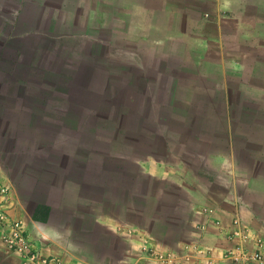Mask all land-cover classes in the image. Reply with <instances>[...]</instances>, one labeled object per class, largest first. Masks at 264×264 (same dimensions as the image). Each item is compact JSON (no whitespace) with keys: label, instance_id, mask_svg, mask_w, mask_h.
<instances>
[{"label":"crops","instance_id":"1","mask_svg":"<svg viewBox=\"0 0 264 264\" xmlns=\"http://www.w3.org/2000/svg\"><path fill=\"white\" fill-rule=\"evenodd\" d=\"M0 174L60 264H230L234 219L264 239V0H0Z\"/></svg>","mask_w":264,"mask_h":264},{"label":"built area","instance_id":"2","mask_svg":"<svg viewBox=\"0 0 264 264\" xmlns=\"http://www.w3.org/2000/svg\"><path fill=\"white\" fill-rule=\"evenodd\" d=\"M14 208L11 186L0 174V244L7 253L16 254L30 264H60L58 258L46 254L41 245L29 236ZM226 238L230 246L224 250L223 258L230 264H264V239L260 236L251 238L238 218L232 221V229Z\"/></svg>","mask_w":264,"mask_h":264}]
</instances>
